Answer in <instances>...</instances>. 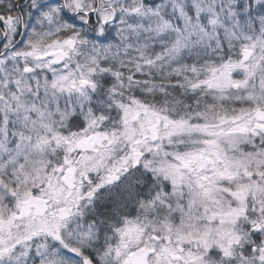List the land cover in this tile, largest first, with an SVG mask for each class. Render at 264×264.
Listing matches in <instances>:
<instances>
[{
    "label": "snow or ice",
    "instance_id": "snow-or-ice-1",
    "mask_svg": "<svg viewBox=\"0 0 264 264\" xmlns=\"http://www.w3.org/2000/svg\"><path fill=\"white\" fill-rule=\"evenodd\" d=\"M0 264H264V0H0Z\"/></svg>",
    "mask_w": 264,
    "mask_h": 264
}]
</instances>
